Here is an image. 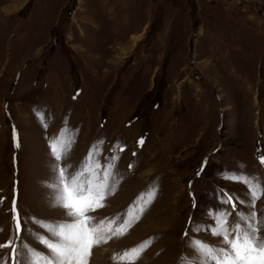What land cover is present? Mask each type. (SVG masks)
I'll use <instances>...</instances> for the list:
<instances>
[{"label":"rangeland","instance_id":"rangeland-1","mask_svg":"<svg viewBox=\"0 0 264 264\" xmlns=\"http://www.w3.org/2000/svg\"><path fill=\"white\" fill-rule=\"evenodd\" d=\"M54 140L70 141L60 161ZM261 156L264 0H0V243L46 252L33 218L67 219L57 166L111 163L113 188L88 215L139 218L89 264L149 239L137 264H182L194 239L222 246L218 212L255 213L264 233V195L251 207L224 178L264 185Z\"/></svg>","mask_w":264,"mask_h":264},{"label":"snow or ice","instance_id":"snow-or-ice-1","mask_svg":"<svg viewBox=\"0 0 264 264\" xmlns=\"http://www.w3.org/2000/svg\"><path fill=\"white\" fill-rule=\"evenodd\" d=\"M49 146L54 160L60 161L67 153L70 141L65 143L54 140ZM92 155L90 151L89 160ZM259 159L261 163H264V156ZM112 167L111 163L101 168L98 163L93 165L85 162L75 171H70V166H57L55 181L50 187L54 189V205L65 211L67 219L49 222L35 221L33 218L34 222L47 233V235H38L39 243L44 246L46 252L28 245L15 244L11 237L0 243V249H11V264H89L95 247L107 243L113 237L126 234L133 220L139 218L131 212L127 218H96L88 215L89 212L104 207L103 201L113 188V185L109 183ZM224 178L240 182L247 187L251 207H255L257 200L264 195V185L253 183L243 173L227 174ZM225 196L224 203H231L233 197L227 193ZM150 202V199L145 201V203ZM232 207L234 209L235 205L233 204ZM143 210V207L139 208L140 213ZM11 214L16 239L19 240L21 223L15 198ZM229 215L230 213L226 211L216 213L215 226L209 229L212 236L221 239L222 246L194 239L190 241V246L195 259L187 258L182 264H264V233L257 222L255 213H249L248 219L244 218L243 213H237L243 223L235 224H229ZM150 243L149 239L125 249L120 254H113L114 264H137ZM0 264H9V256L0 258Z\"/></svg>","mask_w":264,"mask_h":264},{"label":"bare ground","instance_id":"bare-ground-1","mask_svg":"<svg viewBox=\"0 0 264 264\" xmlns=\"http://www.w3.org/2000/svg\"><path fill=\"white\" fill-rule=\"evenodd\" d=\"M106 264V263H105Z\"/></svg>","mask_w":264,"mask_h":264}]
</instances>
